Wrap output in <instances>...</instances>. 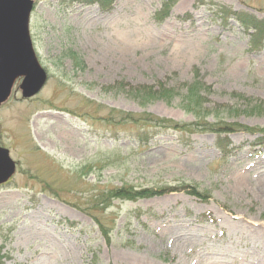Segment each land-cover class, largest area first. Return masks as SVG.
<instances>
[{"label":"rangeland","instance_id":"rangeland-1","mask_svg":"<svg viewBox=\"0 0 264 264\" xmlns=\"http://www.w3.org/2000/svg\"><path fill=\"white\" fill-rule=\"evenodd\" d=\"M33 1L47 80L22 98L17 79L0 105L17 162L0 184V264H264V41L236 18L264 20V0ZM194 78L206 92L186 99ZM129 85L175 92L140 102ZM145 114L188 129L137 139L147 125L124 115ZM121 186L154 193L101 208Z\"/></svg>","mask_w":264,"mask_h":264},{"label":"water","instance_id":"water-1","mask_svg":"<svg viewBox=\"0 0 264 264\" xmlns=\"http://www.w3.org/2000/svg\"><path fill=\"white\" fill-rule=\"evenodd\" d=\"M33 0H0V104L17 79L21 97L36 94L47 80L32 43L29 21ZM9 148L0 145V184L15 172Z\"/></svg>","mask_w":264,"mask_h":264},{"label":"trees","instance_id":"trees-1","mask_svg":"<svg viewBox=\"0 0 264 264\" xmlns=\"http://www.w3.org/2000/svg\"><path fill=\"white\" fill-rule=\"evenodd\" d=\"M84 1L85 3H97V5L99 6V8L101 10H108L110 8V6L112 5V0H81ZM169 3H164L162 9H160L158 12L164 10L165 6H169ZM167 12H160L158 14H156L157 18H162ZM217 13H219V15L225 19V17L231 16L233 13H231L230 11H225L223 9V7H219L217 9ZM236 18L240 21L242 27L248 31L249 35H250V45L252 47H257L258 45L262 44V42L264 41V20L262 19H258L255 17V15L253 14H242V15H236ZM69 56H73L74 53L73 52H69L67 53ZM161 82V81H159ZM165 87V86H164ZM164 87L162 85H157L156 88H153V86L149 85V86H144V85H129L127 91H129L131 94H133L134 98L136 99H141L142 97H144L146 100H151V99H158V98H169L171 93L175 92V88L174 87ZM180 88L184 89L183 95H185L186 99L189 98H200L203 97L202 95V91H205L204 87L202 86V84L200 83L199 80H197V78H194L192 81L190 82H185L182 84V86ZM206 92V91H205ZM145 99H142L143 101H146ZM140 102H142L140 100ZM124 117L129 120V121H133L134 123H137L138 120H143L144 123L147 126H141L139 128H137L136 131V136L137 139H148L146 137V133L149 132V128L154 127V126H162L165 125L167 127H175L177 129H181V130H187L188 126L186 123H178L177 121H173L171 119L165 118V117H157V116H152L151 114H145L143 117L139 116V117H134L131 116L129 117L128 115H124ZM164 122H167L168 124H164ZM205 128H208L210 130H219V131H224L227 132L228 130H230V126H223L219 129H213L214 127H212V125L210 123L207 122V125L205 126ZM258 131H261L264 133V127L263 128H258L256 129ZM263 141H258V143H262ZM228 143H223L220 141H217V147H219L221 150H225L227 148ZM154 191H152L149 188H142L139 190H129L127 189L125 186H121V187H112L110 189L107 190V192L105 193V191H102L100 193V195L102 196L101 199L99 200V203L101 208H105L107 206V200L110 197H124V198H136L139 196H148L153 194ZM194 194H199L198 192L193 191ZM102 227H100L101 229ZM102 233L108 237V230L102 229L101 230Z\"/></svg>","mask_w":264,"mask_h":264},{"label":"flooded vegetation","instance_id":"flooded-vegetation-1","mask_svg":"<svg viewBox=\"0 0 264 264\" xmlns=\"http://www.w3.org/2000/svg\"><path fill=\"white\" fill-rule=\"evenodd\" d=\"M1 145V144H0Z\"/></svg>","mask_w":264,"mask_h":264}]
</instances>
